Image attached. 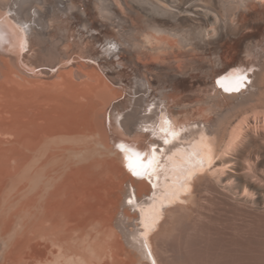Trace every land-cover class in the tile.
Returning <instances> with one entry per match:
<instances>
[{
    "label": "bare ground",
    "instance_id": "obj_1",
    "mask_svg": "<svg viewBox=\"0 0 264 264\" xmlns=\"http://www.w3.org/2000/svg\"><path fill=\"white\" fill-rule=\"evenodd\" d=\"M0 264H264V0H0Z\"/></svg>",
    "mask_w": 264,
    "mask_h": 264
},
{
    "label": "snow or ice",
    "instance_id": "obj_2",
    "mask_svg": "<svg viewBox=\"0 0 264 264\" xmlns=\"http://www.w3.org/2000/svg\"><path fill=\"white\" fill-rule=\"evenodd\" d=\"M243 81V77H239L238 78V81H237V86H236V88L234 89V90H239V86H240V83ZM227 90V89H226ZM166 143H167V141H165ZM122 147V146H121ZM151 164V161L149 162V165ZM130 167H131V165H130ZM143 174V172H140V171H135L134 170V175H142Z\"/></svg>",
    "mask_w": 264,
    "mask_h": 264
},
{
    "label": "rangeland",
    "instance_id": "obj_3",
    "mask_svg": "<svg viewBox=\"0 0 264 264\" xmlns=\"http://www.w3.org/2000/svg\"><path fill=\"white\" fill-rule=\"evenodd\" d=\"M33 52H31V54H32Z\"/></svg>",
    "mask_w": 264,
    "mask_h": 264
}]
</instances>
